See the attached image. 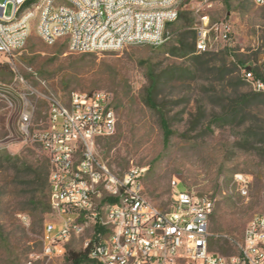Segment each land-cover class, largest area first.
I'll list each match as a JSON object with an SVG mask.
<instances>
[{
  "label": "rangeland",
  "instance_id": "1",
  "mask_svg": "<svg viewBox=\"0 0 264 264\" xmlns=\"http://www.w3.org/2000/svg\"><path fill=\"white\" fill-rule=\"evenodd\" d=\"M198 1L182 0V14L168 24L171 36L159 47L142 44L116 51L73 52L62 39L46 43L33 19L25 46L11 62L0 55V83L11 86L14 98L11 106L0 99V222L6 230L0 240V264L43 258L44 225L51 219L44 204L35 205L25 197L24 189L15 184L18 179L12 182L22 170L20 164L49 158L40 144L25 140L20 132L26 107L17 93L26 87L20 76L27 85L66 102L73 91L111 92L117 130L97 139L98 156L117 173L133 164L146 166L145 195L162 210L173 204L174 179L181 188L215 197L210 249L224 255L238 253L249 221L264 213V96L253 94L242 75L245 65L264 71V5L253 0H211L212 20L231 28L230 44L215 42L208 56L213 60L210 67L196 69L193 55L183 54L179 40L189 29L186 25L197 22L192 5ZM187 41H193V33ZM223 65L222 73L216 70ZM151 69L160 78L159 100L174 130L167 145L158 114L143 99ZM240 98L247 103L236 113L233 102ZM28 102L34 126L45 127L47 103L35 94ZM239 173L249 180L247 193L235 182ZM94 235L95 228L88 227L66 243L65 255L40 262L73 264L69 251L85 250Z\"/></svg>",
  "mask_w": 264,
  "mask_h": 264
},
{
  "label": "built area",
  "instance_id": "2",
  "mask_svg": "<svg viewBox=\"0 0 264 264\" xmlns=\"http://www.w3.org/2000/svg\"><path fill=\"white\" fill-rule=\"evenodd\" d=\"M264 5V0H253ZM182 0H0V55L8 62L26 44L32 21L48 44L59 40L73 52L121 50L129 45H164L171 34ZM211 0L192 5L197 15L196 51L210 52L215 42L230 44L231 28L213 21ZM33 74L37 72L31 70ZM253 90L264 93V75L242 67ZM26 84L17 92L25 101L20 132L38 143L50 159V216L44 225L41 256L28 264H44L66 254L73 235L100 224L86 264H264V213L249 221L239 251L224 255L210 249V221L216 198L181 188L172 180L173 204L162 210L145 195L146 166L131 165L117 173L98 156V138L115 134L118 113L114 96L106 90L73 91L66 102L52 92ZM35 94L48 105L45 127L36 128L28 97ZM0 99L13 105L11 86L0 83ZM248 178L239 173L235 182L247 193ZM110 198H116L111 201ZM23 219L25 216L20 215ZM91 240L87 241L86 246Z\"/></svg>",
  "mask_w": 264,
  "mask_h": 264
},
{
  "label": "trees",
  "instance_id": "3",
  "mask_svg": "<svg viewBox=\"0 0 264 264\" xmlns=\"http://www.w3.org/2000/svg\"><path fill=\"white\" fill-rule=\"evenodd\" d=\"M182 14V13H181ZM181 16V15H180ZM186 26L189 29L185 30L180 34V50L183 52L184 55L192 54L193 61L196 64V69H208L212 64V59L208 56L211 55L210 52H202L199 53L196 51V40L197 35L196 31L192 28L193 25L187 24ZM189 33H193V41L188 42L187 37ZM244 67L248 69H252L257 77H263L264 71L262 72L260 66L257 65H245ZM224 65L222 67H217L216 70L223 72ZM150 77V84L145 90L144 94V103L148 105L151 109H153L159 117L160 125L163 130L164 134V142L165 144H169L171 137L174 134V130L171 127V123L165 109L160 103L159 100V92L158 88L160 86V78L159 76L155 75L154 70L151 69L149 72ZM244 78V77H243ZM246 81V80H245ZM249 83V82H248ZM255 95L264 96V93H259L254 91ZM247 103L245 98H240L239 100L233 102V106L235 108V112L237 113V109L240 106H243ZM20 168L22 169L21 172L16 173L14 176V181L18 179L15 184L18 186L20 185L22 189H24L25 197L28 198L32 203L35 205L37 204H44L46 211L50 213L51 206H50V160L47 159L41 163H34V162H24L20 164ZM8 183H6L7 185ZM4 185V186H6ZM111 201H115L116 198H110ZM105 232V229L100 225L96 224L95 226V235L91 239L90 244L86 247L83 251H76L70 250L68 253V259L71 260L73 264H86L90 261L89 258V250L91 244L99 239V234ZM6 230L4 224L0 222V240L5 239Z\"/></svg>",
  "mask_w": 264,
  "mask_h": 264
},
{
  "label": "crops",
  "instance_id": "4",
  "mask_svg": "<svg viewBox=\"0 0 264 264\" xmlns=\"http://www.w3.org/2000/svg\"><path fill=\"white\" fill-rule=\"evenodd\" d=\"M180 15H181V12H180Z\"/></svg>",
  "mask_w": 264,
  "mask_h": 264
}]
</instances>
